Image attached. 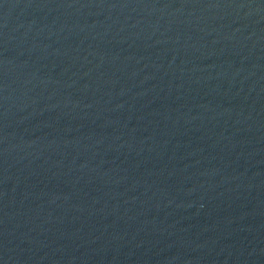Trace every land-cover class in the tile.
<instances>
[{"label": "water", "instance_id": "1", "mask_svg": "<svg viewBox=\"0 0 264 264\" xmlns=\"http://www.w3.org/2000/svg\"><path fill=\"white\" fill-rule=\"evenodd\" d=\"M0 264H264V0H0Z\"/></svg>", "mask_w": 264, "mask_h": 264}]
</instances>
